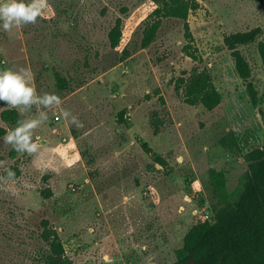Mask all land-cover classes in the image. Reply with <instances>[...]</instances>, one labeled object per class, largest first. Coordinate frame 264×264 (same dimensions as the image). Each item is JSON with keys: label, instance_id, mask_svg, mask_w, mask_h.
Returning <instances> with one entry per match:
<instances>
[{"label": "rangeland", "instance_id": "obj_1", "mask_svg": "<svg viewBox=\"0 0 264 264\" xmlns=\"http://www.w3.org/2000/svg\"><path fill=\"white\" fill-rule=\"evenodd\" d=\"M194 1V46L222 97L211 111L174 86L195 64L182 22L142 45L157 0H0V264H43L46 228L72 264H172L221 204L217 184L237 196L264 146V0ZM256 28L239 47L255 103L224 38Z\"/></svg>", "mask_w": 264, "mask_h": 264}, {"label": "trees", "instance_id": "obj_2", "mask_svg": "<svg viewBox=\"0 0 264 264\" xmlns=\"http://www.w3.org/2000/svg\"><path fill=\"white\" fill-rule=\"evenodd\" d=\"M157 1L160 7L154 11L155 19L144 31L143 47L147 48L154 42L164 18L182 22L187 40L183 50L195 64L174 79L175 89L185 103L214 110L221 104L222 97L194 46V37L188 22L190 11L196 9L197 4L194 0ZM261 34V29L256 28L247 32H234L224 38L255 103L257 97L250 81L251 71L239 47L256 42ZM108 38L113 49L120 45L123 38L121 20L116 22ZM258 49L264 70V42L258 43ZM56 79L58 88L66 89L65 78L57 74ZM1 118L14 131L22 125L20 114L15 109L3 111ZM4 134L5 130L0 129V136ZM244 158L248 169L240 179L237 196L227 198L226 192L217 184L215 192L222 198V202L214 210V221H205L187 237L183 256L172 264H264V146L253 149ZM43 194L48 197L51 191L47 189ZM43 239L47 244L42 251L43 264H72L57 232L46 228Z\"/></svg>", "mask_w": 264, "mask_h": 264}, {"label": "built area", "instance_id": "obj_3", "mask_svg": "<svg viewBox=\"0 0 264 264\" xmlns=\"http://www.w3.org/2000/svg\"><path fill=\"white\" fill-rule=\"evenodd\" d=\"M203 214H204L203 215L204 220L213 222V220H214V214H210L209 211H207V210H203Z\"/></svg>", "mask_w": 264, "mask_h": 264}]
</instances>
